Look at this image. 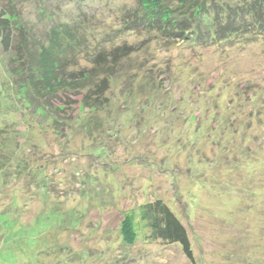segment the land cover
Here are the masks:
<instances>
[{"label":"rangeland","instance_id":"obj_1","mask_svg":"<svg viewBox=\"0 0 264 264\" xmlns=\"http://www.w3.org/2000/svg\"><path fill=\"white\" fill-rule=\"evenodd\" d=\"M80 1L14 0L39 36L73 21ZM124 3L90 0L97 19L86 30L103 40ZM116 35L100 48L132 47L131 79L110 83L97 112L80 107L83 96L56 101L63 130L38 119L33 134L16 133L32 120L11 123L22 105L11 80L21 78L6 72L0 46V213L16 219L0 221V264H264V40L167 46ZM26 158L51 162L38 183L16 175ZM156 198L182 218L195 263L179 245L123 244L122 211Z\"/></svg>","mask_w":264,"mask_h":264},{"label":"trees","instance_id":"obj_2","mask_svg":"<svg viewBox=\"0 0 264 264\" xmlns=\"http://www.w3.org/2000/svg\"><path fill=\"white\" fill-rule=\"evenodd\" d=\"M89 1H80L73 21L63 23V19L54 20L45 34L39 36L33 25L19 16L21 9L14 0H0V46L9 56L11 64H5L6 72L15 79L21 78L16 82L11 80L12 92L17 91L14 97L22 102V105L14 108L12 118L15 119L11 123L17 125L16 122L20 123L24 118L33 122L31 127L24 121L17 131L13 130L14 126L6 124L3 129H10L9 134L14 131L17 134L37 132L34 121L38 119L40 126L51 122L49 124L56 131L63 130L56 101L76 103L72 97L83 96L81 108L86 106L96 112L101 109L108 100L106 94L110 83L131 73V68L125 66L128 62L125 51L132 50V47L115 48L114 51L120 50L116 54L100 48L108 38H117V33L125 31L138 37H152L167 46L176 42L209 46L217 41L224 43L239 38L241 40L238 42L264 40V0H238L226 3L228 6H219V3L216 4L218 0H131L130 4L124 3L114 8L118 16V22L115 21L118 29L114 30L108 24L107 29L112 30L103 36V40L91 32L97 18L93 15L90 19L86 12ZM86 28L91 30L87 31ZM82 54L89 62L88 66L74 63ZM22 89L25 96H21ZM18 114L21 116L18 117ZM249 155L250 152L247 153ZM50 163L46 162L47 165L40 167L36 161L26 158L16 175L19 179L22 169H25L33 177L31 182H34L35 174L42 176L44 168ZM148 201L122 211L120 232L123 244L131 248L138 242L168 247L179 245L184 256L195 263L190 235L182 218L164 199ZM11 214L0 213V221L14 223L16 219H11Z\"/></svg>","mask_w":264,"mask_h":264}]
</instances>
